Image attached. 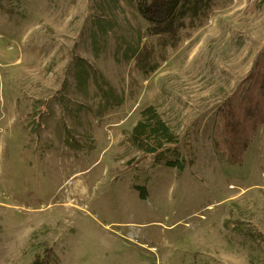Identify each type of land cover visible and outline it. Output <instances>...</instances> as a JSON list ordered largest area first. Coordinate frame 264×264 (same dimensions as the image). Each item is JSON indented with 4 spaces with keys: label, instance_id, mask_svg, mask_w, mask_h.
<instances>
[{
    "label": "rangeland",
    "instance_id": "obj_1",
    "mask_svg": "<svg viewBox=\"0 0 264 264\" xmlns=\"http://www.w3.org/2000/svg\"><path fill=\"white\" fill-rule=\"evenodd\" d=\"M182 23L0 0V264H264V123L238 164L215 145L223 102L264 78V0ZM147 107L177 137L158 159L130 142Z\"/></svg>",
    "mask_w": 264,
    "mask_h": 264
},
{
    "label": "trees",
    "instance_id": "obj_2",
    "mask_svg": "<svg viewBox=\"0 0 264 264\" xmlns=\"http://www.w3.org/2000/svg\"><path fill=\"white\" fill-rule=\"evenodd\" d=\"M140 16L152 27L153 34L173 32L182 26L186 17L199 18L210 0H135ZM251 86L237 90L223 102L217 113L219 120L218 151L230 164L242 161L249 149L252 136L264 123V78L254 77ZM130 142L143 154L159 158L167 145L177 144V137L153 107L140 113V119L130 131ZM221 150V151H220ZM167 166L182 171L176 161ZM140 198L145 191L135 187ZM31 264H50L49 256L36 257Z\"/></svg>",
    "mask_w": 264,
    "mask_h": 264
},
{
    "label": "bare ground",
    "instance_id": "obj_3",
    "mask_svg": "<svg viewBox=\"0 0 264 264\" xmlns=\"http://www.w3.org/2000/svg\"><path fill=\"white\" fill-rule=\"evenodd\" d=\"M68 193V192H67Z\"/></svg>",
    "mask_w": 264,
    "mask_h": 264
}]
</instances>
